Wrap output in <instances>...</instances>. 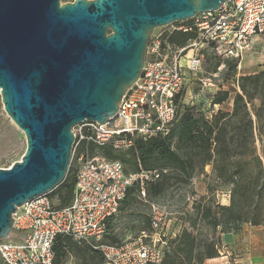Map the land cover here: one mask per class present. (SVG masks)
Here are the masks:
<instances>
[{
  "label": "water",
  "instance_id": "obj_1",
  "mask_svg": "<svg viewBox=\"0 0 264 264\" xmlns=\"http://www.w3.org/2000/svg\"><path fill=\"white\" fill-rule=\"evenodd\" d=\"M228 1L0 0V99L26 142L20 160L0 168V241L18 208L65 178L72 128L115 118L153 31Z\"/></svg>",
  "mask_w": 264,
  "mask_h": 264
},
{
  "label": "built area",
  "instance_id": "obj_2",
  "mask_svg": "<svg viewBox=\"0 0 264 264\" xmlns=\"http://www.w3.org/2000/svg\"><path fill=\"white\" fill-rule=\"evenodd\" d=\"M179 32H193L195 38L182 46L170 43L169 36ZM263 36L264 0H229L216 11L152 34L141 76L123 96L115 118L102 125L85 121L72 128V156L76 155L79 167L71 202L59 206L51 191L18 208L12 215L9 238L0 241L2 263L51 264L54 240L62 235L99 251L104 264H159L163 252L141 241L146 232H140L133 242L101 243L106 223L117 215L127 189L138 179H157L159 174H126L120 162L90 155L89 145L123 151L135 138L147 141L167 135L176 117V98L184 90L188 75L199 70L202 51L240 61L253 48L255 38ZM218 106L213 105L209 118ZM261 141L264 144V139ZM151 224L159 229L160 219L152 218Z\"/></svg>",
  "mask_w": 264,
  "mask_h": 264
},
{
  "label": "trees",
  "instance_id": "obj_3",
  "mask_svg": "<svg viewBox=\"0 0 264 264\" xmlns=\"http://www.w3.org/2000/svg\"><path fill=\"white\" fill-rule=\"evenodd\" d=\"M194 38L193 32H179L171 34L168 40L182 46ZM227 60L228 69L235 71L240 61ZM236 86L231 112L218 110L209 118L194 103H183L185 91H182L176 98V117L167 135L147 141L135 138L133 145L123 151H115L110 146L89 145L90 155H100L108 161L130 163L135 175H148L154 171L159 174L157 179L135 181L127 189L117 215L135 211L143 201L153 203L168 196L173 197L174 192L188 187L196 172L205 166L212 167L216 179L232 184L228 206H221L212 198L207 201L201 198L193 203L192 212L185 210V206L179 210L180 219L188 223L191 229L183 225L173 238L162 239L167 243V248L159 264H204L220 256L221 239L213 237L219 226L221 233L226 235L236 233L243 222L264 226L261 203L264 168L254 155L255 136L264 139V70L240 76L236 79ZM228 98V91H218L212 103L222 105ZM251 163L256 168V174L251 180L244 181L242 176L245 166ZM124 172L129 174L125 169ZM74 187L75 175H70L69 167L63 181L52 191L59 206L69 205ZM117 215L108 219L102 244H121L107 243L105 240L110 236L112 222ZM140 217L145 218L146 224L139 219L134 226L140 228L137 234L151 232V215L143 214ZM201 225L212 230V237L199 232ZM52 250L54 257L51 264H69L73 258L79 260L78 264H104L99 251L67 236H57Z\"/></svg>",
  "mask_w": 264,
  "mask_h": 264
},
{
  "label": "rangeland",
  "instance_id": "obj_4",
  "mask_svg": "<svg viewBox=\"0 0 264 264\" xmlns=\"http://www.w3.org/2000/svg\"><path fill=\"white\" fill-rule=\"evenodd\" d=\"M72 1L60 0L61 3ZM166 29H169V26L157 28L152 34H157ZM202 54L203 59L199 70L188 75V82L183 90L185 92L182 101L185 104L194 103L196 108L202 110L203 113L209 114L213 108L212 100L215 94L218 91H228V100L219 105L217 111L231 112L233 96L237 90L236 79L242 75L264 70V36L255 38L253 48L243 56L235 71L231 70V68L228 69L229 64L227 59L215 55L212 51H203ZM25 149V137L3 110L0 99V168H9L13 163L19 161ZM254 155L262 162L264 168V144H262L258 136H255ZM235 161H240V159H236ZM119 162L127 173L135 174L132 171L130 163ZM69 167L70 175H75L79 167L76 155L71 156ZM255 174L256 168L251 163L245 166L242 176L243 180L249 181ZM231 189L232 184H225L216 179L212 167L210 165L205 166L202 170L196 172L192 183L188 187L174 192L173 197L168 196L153 203L143 201L138 204L135 211L119 213L112 222L110 236L105 240L107 243L119 244L137 240L140 235L137 234V231L140 228L138 229L134 226L138 224L139 219H142L144 224H146L145 218L138 217L143 214H149L152 218L157 217L160 219V226L157 230L152 227V231L147 232V237H142L141 241L159 248L164 254L167 243L162 241V239L173 238L181 231L183 225L188 227V223L183 222L178 213L183 206H185V210L192 212L193 203L201 198L204 201L212 198L217 204L228 206L230 204ZM261 201L264 215V191ZM188 229L190 230L191 228L188 227ZM198 229L199 232L202 231L208 237H212L213 235L212 230L206 226L201 225ZM236 233L238 234L235 242L237 251L234 253L229 249V236L221 233L220 226L216 229L213 237L221 239V246L219 248V258L221 259L219 263L248 264L249 259H244L241 262L238 261L244 258L240 255L249 254L251 258L261 259L260 261L264 264V226H253L243 222ZM235 245L231 244V247ZM78 263L79 260L73 258L69 264ZM0 264H3L1 259ZM204 264H208L207 261Z\"/></svg>",
  "mask_w": 264,
  "mask_h": 264
},
{
  "label": "crops",
  "instance_id": "obj_5",
  "mask_svg": "<svg viewBox=\"0 0 264 264\" xmlns=\"http://www.w3.org/2000/svg\"><path fill=\"white\" fill-rule=\"evenodd\" d=\"M204 51H209V50H204ZM203 52V51H202ZM185 61H183V63H184ZM228 236H229V239L228 240H230L229 242H228V244H229V249L230 250H232V252H234V253H236V251H237V249H236V237L238 236V234L237 233H230V234H228ZM231 244L233 245H235L234 247H231ZM230 255V254H229ZM241 257H244L243 259H240L238 262H241V261H243L244 259H249L248 260V264H262L263 262L262 261H260L259 259H257V258H251L250 257V255L248 254V255H240ZM248 257V258H247ZM222 258H226V257H222ZM216 259H218V261H216V262H211V260L212 259H209V260H207V263L208 264H210V263H213V264H224L225 262H220L219 263V260L221 259V258H216ZM261 262V263H260Z\"/></svg>",
  "mask_w": 264,
  "mask_h": 264
},
{
  "label": "bare ground",
  "instance_id": "obj_6",
  "mask_svg": "<svg viewBox=\"0 0 264 264\" xmlns=\"http://www.w3.org/2000/svg\"><path fill=\"white\" fill-rule=\"evenodd\" d=\"M216 261H218V259H212V260H211V262H216Z\"/></svg>",
  "mask_w": 264,
  "mask_h": 264
}]
</instances>
